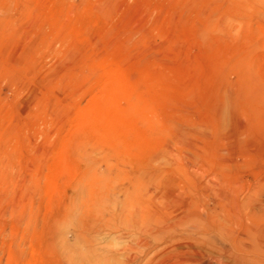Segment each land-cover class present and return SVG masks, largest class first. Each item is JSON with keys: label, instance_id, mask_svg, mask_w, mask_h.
<instances>
[{"label": "rangeland", "instance_id": "obj_1", "mask_svg": "<svg viewBox=\"0 0 264 264\" xmlns=\"http://www.w3.org/2000/svg\"><path fill=\"white\" fill-rule=\"evenodd\" d=\"M218 197L264 218V0H0V264L171 263Z\"/></svg>", "mask_w": 264, "mask_h": 264}, {"label": "bare ground", "instance_id": "obj_2", "mask_svg": "<svg viewBox=\"0 0 264 264\" xmlns=\"http://www.w3.org/2000/svg\"><path fill=\"white\" fill-rule=\"evenodd\" d=\"M231 199L234 201V205H233L234 207L230 203H229L230 205H227L228 204L227 202L229 201L231 203L233 202ZM231 199L230 200L228 199L226 201L222 197H220L218 199V202L216 203V205L222 206L223 210L225 209L231 210L229 214L227 215L225 214L220 215L221 220L228 221L232 225L235 224L236 226L239 223L248 221L250 219H253V220L255 219L257 221L261 220L264 222V218L258 219L257 215H255L253 212L243 213L242 207L236 202V197L231 198ZM195 204L196 205L194 206V204L192 205V202L186 201L181 211V214L177 216L176 218L172 219V222H170V224L166 222L165 225L160 226L157 220H155L156 218L155 217L154 219L150 221L147 227L141 230L144 233V235L146 234L150 239V238L158 236V234L160 233L164 236L166 234L173 233L174 229L177 228V226L183 227L184 222H187V221H191V222L203 225L201 236H203L204 239H202L201 242L190 241L189 239L190 236H188V234L186 235L182 234L183 235L182 237H184L185 239L184 241L181 242L182 244L179 245L178 244L179 241L172 242L171 248L174 251L173 252L174 255L172 256L170 255L165 258L168 259L169 257L171 258L173 256L174 258L170 259L171 263H166V264H242L241 259L237 256V251L249 253V255L251 256H256V253L262 250L263 255L261 256H264V232L259 237L260 244H261L260 247L257 245V242L255 241V239L254 241L249 240L247 244H243V245L236 244L235 242H238V239H237L238 232L235 233L234 231H231L228 227L224 226L220 219L215 220V216L213 214H212L213 215V218H212V216L208 214L207 212H205L206 213L205 215L202 214V211L196 213L194 209L200 206V204H197V203ZM229 206L230 207L232 206L233 210ZM249 209L250 208H247V210ZM166 220H167V217H166ZM155 228L156 230H154ZM212 238H216V243H217V240H219L222 243L227 242L231 244L233 246V249L227 250L225 248L217 247L216 243H214L215 240L212 241ZM160 240L161 238H159V241ZM261 256H259L258 258H260Z\"/></svg>", "mask_w": 264, "mask_h": 264}]
</instances>
